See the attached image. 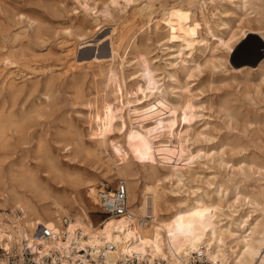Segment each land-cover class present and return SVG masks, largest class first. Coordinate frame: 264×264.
I'll list each match as a JSON object with an SVG mask.
<instances>
[{
    "label": "rangeland",
    "instance_id": "1",
    "mask_svg": "<svg viewBox=\"0 0 264 264\" xmlns=\"http://www.w3.org/2000/svg\"><path fill=\"white\" fill-rule=\"evenodd\" d=\"M204 2L202 5L193 0H0V21H6L16 32L27 29L30 35L20 44L27 63L17 60L3 73H12L17 82L38 83L39 89L49 81L56 83L53 96L56 107L49 115L33 116L27 132L44 134L68 167L80 165L101 184L107 185L102 177L104 167L83 158L72 160L61 150L68 143L61 133L69 125L87 142L103 138L107 149L130 165L141 182L152 174L149 164H157L158 173L167 177L164 189L170 198L175 195L168 193L178 192L179 188L184 193L199 190L197 194L222 185L228 194L223 198L224 212L250 210V204L242 200L235 203V209L227 208L237 193L259 195L264 187V82L254 66H242L251 69L243 74L236 72L242 68L233 58L237 40L229 56L219 40H227L231 32L239 35L241 29L247 28L259 32V38L262 24L256 21L261 19V3L248 0L246 6L251 10L247 11L249 16H244L246 11L238 10L239 2L235 0ZM145 3L154 6L150 24H137L122 40V46L118 47L120 58L107 86L104 76L87 65L94 58L107 61L109 37L121 31L119 17ZM172 9L176 11L174 15H183L185 20L175 24L174 38L164 32L166 18L162 15ZM187 16H194L195 21L204 17L214 36L206 32L207 41L199 43L190 31ZM29 20L46 30L45 42L35 40V24L29 27ZM78 23L84 24L80 31L76 29ZM66 27L68 33L61 30ZM133 41L137 48H126ZM253 47L250 42L243 52H250ZM72 48L77 50L76 58L66 55ZM86 55L92 58L80 59ZM73 60L72 70L69 65ZM36 67L41 71L31 69ZM79 77L87 101L75 93L73 79ZM145 88H153L154 95L144 98ZM23 97L27 107L39 96L32 92ZM95 98L105 103L107 120L97 118ZM121 106L125 109L118 114ZM139 133L145 135L144 139L137 136ZM177 157H184L186 162L178 168L184 186L178 185L175 175L169 177ZM53 176H50L52 184L57 185L58 179ZM116 183L117 180L109 189ZM89 198L97 209L91 214L93 225L102 228L105 220L100 222L94 197L81 192L76 200L86 202Z\"/></svg>",
    "mask_w": 264,
    "mask_h": 264
},
{
    "label": "bare ground",
    "instance_id": "2",
    "mask_svg": "<svg viewBox=\"0 0 264 264\" xmlns=\"http://www.w3.org/2000/svg\"><path fill=\"white\" fill-rule=\"evenodd\" d=\"M193 1L205 4L204 0ZM235 1L239 2L237 9L243 11L242 13L246 11L244 14L246 16L247 11L251 10L246 6L248 0ZM255 1L261 3V19L256 23L262 24L263 33L259 39L264 44V0ZM153 7L150 3H145L119 17L121 31L115 33L113 30L115 36L109 37L110 54L106 55L107 61H104V58L103 61H97V58L93 57L94 61L87 65L97 69L98 73L104 76L105 85L109 86L112 73L114 74V65L120 58L118 47L122 46V40L132 33L137 24L141 22L150 24ZM175 13L173 9L162 13L166 18L164 32L172 38L177 35L175 24L179 25L185 21L183 15L177 16ZM194 18L187 16L190 31L197 37L199 43L207 41L206 32L212 34L209 23L204 17L200 21H195ZM33 24L35 22L29 20V27ZM82 26L78 23L76 29L80 31ZM12 28L6 21H0V66L4 67H0V207L10 210L21 209L24 212L25 221L20 226L19 237H28L30 229L36 223L45 224L54 231L60 230L57 216L64 213L70 221L65 227L68 236L63 247L74 242L78 248L89 246L96 253L100 246L111 243L116 246L113 253L117 256L134 253L151 264H192L196 259L208 264H264V187L259 195L237 193L235 201L227 208L235 209V203L242 200L250 204V210L235 209L226 213L223 211L225 207L223 198L228 194L222 185H217L212 191H201L197 194L199 190L184 193L179 188L178 192L168 193L175 195L170 198L164 189V180H167V177H162L158 173L157 164H149L152 174L147 177L146 182H141L130 165L122 163L117 154L107 149L103 138L87 142L75 127L69 125L61 133L68 141L61 150L68 153L67 157H71L72 160L83 158L104 167L105 173L102 177L107 182V185H104L91 174L92 172L89 173L80 165L68 167L61 160L57 150L49 145L44 134L34 135L33 132L29 134L28 121L33 116L49 115L56 107L53 101L56 83L49 81L39 89L38 83L29 84L28 80L17 82L12 73H3L9 66L15 65L17 60L26 62L24 60L26 55L21 51L20 44L24 39L30 38L28 30L16 32ZM68 29L66 27L61 30L67 32ZM33 32L35 40L40 44L47 40L46 30L37 23ZM258 34L256 30L241 29L239 35L231 32L227 40L219 41L229 56L244 38ZM235 40L237 43L233 47ZM126 48L136 49L137 44L135 41L128 42ZM76 51L72 48L67 50L66 55L75 57ZM190 55V60H193V55ZM91 58V55H86L80 59ZM74 64L75 61L71 62L69 68L72 69ZM254 67L264 82V55ZM31 69L41 71L38 67ZM249 70H251L249 67H242L237 68L236 72L243 74ZM81 78L73 79L76 84L74 90L78 97L87 101L88 96L79 86ZM153 91V88L142 89L144 98L153 96ZM157 91L160 90L157 88ZM32 92L38 93V100L26 107L23 95H30ZM159 94L163 97L162 91ZM93 104L97 108V118L107 120L103 100L95 98ZM124 109L125 106H121L117 113H123ZM137 136L144 139L145 135L139 133ZM184 157L176 158L169 175L177 177L179 186L185 185L178 170L185 162ZM53 175L58 179L57 185L52 184L50 176L52 178ZM116 180L117 182L123 180L127 186L128 215L105 219L102 228H95L91 214L96 213L97 209L93 205V200L89 198L86 202L77 201L76 197L81 192L87 193L94 197L99 206V194ZM97 184L100 186L95 190ZM2 237L3 235H0V239ZM105 257L108 260L112 255Z\"/></svg>",
    "mask_w": 264,
    "mask_h": 264
},
{
    "label": "built area",
    "instance_id": "3",
    "mask_svg": "<svg viewBox=\"0 0 264 264\" xmlns=\"http://www.w3.org/2000/svg\"><path fill=\"white\" fill-rule=\"evenodd\" d=\"M112 191V192H111ZM100 222L109 218H122L128 215L127 186L119 180L111 190L99 194ZM25 221L21 209H3L0 207V264H151L150 261L136 256L123 254L117 256L116 246L105 243L96 253L89 246L78 248L76 243L63 245L67 241L69 217L61 213L57 216L60 230L54 231L45 224L36 223L28 237H19L21 225ZM105 255H112L108 260ZM107 261V262H106ZM192 264H207L196 259Z\"/></svg>",
    "mask_w": 264,
    "mask_h": 264
},
{
    "label": "water",
    "instance_id": "4",
    "mask_svg": "<svg viewBox=\"0 0 264 264\" xmlns=\"http://www.w3.org/2000/svg\"><path fill=\"white\" fill-rule=\"evenodd\" d=\"M250 42L254 47L250 52L244 53L243 51ZM262 55H264V44L256 35H248L236 47L233 58L238 66L243 64L254 66Z\"/></svg>",
    "mask_w": 264,
    "mask_h": 264
}]
</instances>
